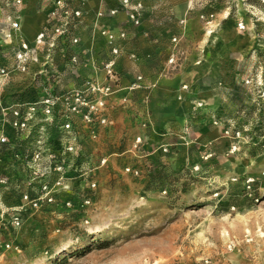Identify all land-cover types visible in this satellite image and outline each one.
<instances>
[{
    "label": "rangeland",
    "instance_id": "obj_1",
    "mask_svg": "<svg viewBox=\"0 0 264 264\" xmlns=\"http://www.w3.org/2000/svg\"><path fill=\"white\" fill-rule=\"evenodd\" d=\"M1 118L0 264H231L222 231L264 233V0H0Z\"/></svg>",
    "mask_w": 264,
    "mask_h": 264
},
{
    "label": "bare ground",
    "instance_id": "obj_2",
    "mask_svg": "<svg viewBox=\"0 0 264 264\" xmlns=\"http://www.w3.org/2000/svg\"><path fill=\"white\" fill-rule=\"evenodd\" d=\"M26 32V28H23ZM229 224V223H228ZM230 225V224H229ZM249 223L246 220H239L234 224L230 225L229 232L222 231V241L227 249L230 251L226 252V258L231 264H255L253 262L257 254L254 251L257 249L259 252V257L264 264V233H258L256 236V245L251 239V232L248 229ZM246 235V236H245ZM244 240L241 242V239ZM245 249L243 255H241L238 250ZM247 257V260L244 258Z\"/></svg>",
    "mask_w": 264,
    "mask_h": 264
},
{
    "label": "built area",
    "instance_id": "obj_3",
    "mask_svg": "<svg viewBox=\"0 0 264 264\" xmlns=\"http://www.w3.org/2000/svg\"><path fill=\"white\" fill-rule=\"evenodd\" d=\"M13 114V116H18V113L15 111L11 112ZM8 124V120H6L5 118H1L0 119V147L5 146L8 143V134L5 131V127ZM21 124V123H20ZM13 126L14 127H18V122L15 120L13 122ZM65 129L68 130L70 129V126L68 124H66ZM27 199V197H26Z\"/></svg>",
    "mask_w": 264,
    "mask_h": 264
}]
</instances>
